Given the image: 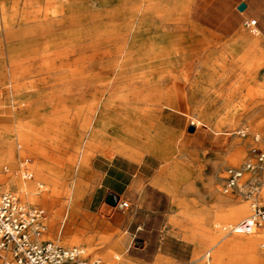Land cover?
Masks as SVG:
<instances>
[{
	"label": "rangeland",
	"instance_id": "obj_1",
	"mask_svg": "<svg viewBox=\"0 0 264 264\" xmlns=\"http://www.w3.org/2000/svg\"><path fill=\"white\" fill-rule=\"evenodd\" d=\"M169 1L180 2V9H172ZM185 1L0 0V71L18 72L20 92L32 95L30 101L12 103L8 100L10 92L0 85V139L4 141L0 153L11 147L17 164L14 171L0 169V190L18 196L13 174L19 180H33L37 189L42 190L45 195H40L37 202L18 198L45 210L47 227L43 239H57L62 245L82 248L83 258L99 259L100 264H106L104 254L117 249L126 256L122 237L131 246H139L136 240H131L127 224L141 205L128 198H121L128 201L127 207L107 203L98 187V174L92 171L96 156L109 158L115 154L105 146L107 143L95 144L81 157L80 182L76 179L75 194L79 187L80 193L74 196L68 173L70 167L76 166L84 130L72 118V111L81 96L84 106L97 103L104 112L107 140L110 132L107 124L116 114L124 113L117 97L134 96L133 102L153 88L163 91V97L173 107H177V97L181 98L185 123L180 130L164 126L159 133L151 131L160 155H154L160 163L157 177L164 186L168 204L163 208L165 219L155 259L138 263L127 258L135 264H153L155 260L159 264H264L250 258L264 260L259 244L252 251H246L244 246L228 251L215 249L209 245L213 234L207 238L200 229L190 230V218L197 212L205 216L209 226L220 229L223 239L233 237L237 243L246 242V235L235 236L221 225L214 226L213 216L228 206L244 203L248 208L249 202H264L260 193L245 197L239 191L227 195L221 191L225 168L246 159L252 135L258 134L264 143V61H248L241 72L229 53L224 54V61L216 57L221 48L211 41L212 35L231 40L244 29L246 40L240 47L245 48L251 40L264 54V39L250 31L251 23L231 36L204 28L191 19L190 7L187 11L182 9ZM175 17L177 25L173 24ZM143 18L147 28L137 38L144 51L132 57L129 68L119 67L118 72L132 29ZM150 22L175 28L181 41L190 30L192 48L176 47L177 56L190 55L186 67L167 64L163 52L157 55L161 45L153 39L157 34L155 23ZM160 69L162 72L153 73L154 78H159L157 81L116 88V76H144L149 70ZM14 82L15 76L10 89ZM172 87L175 92L170 90ZM136 103L157 105L151 96ZM164 107L168 105L160 101L148 111L151 129L160 130L158 123L162 112L167 110ZM189 125L194 126L193 131L187 130ZM249 213L250 208L246 215L228 216L220 224L237 222ZM171 216H175L176 222L168 220Z\"/></svg>",
	"mask_w": 264,
	"mask_h": 264
},
{
	"label": "crops",
	"instance_id": "obj_2",
	"mask_svg": "<svg viewBox=\"0 0 264 264\" xmlns=\"http://www.w3.org/2000/svg\"><path fill=\"white\" fill-rule=\"evenodd\" d=\"M241 4L242 7H239ZM184 6L185 11L190 7L189 14L195 23L221 36H231L240 28L245 27L247 23H250V20H254V23H251L250 31L257 37L264 39V0H186ZM4 8L6 10V5ZM245 38L244 29H240L231 40H221L212 35L211 41L218 45V48H221L216 57L224 61L226 59L224 54L229 53L232 59L239 64L238 70L241 72L248 61L254 59L264 61V54L259 52L258 47L251 40L247 41L245 48L240 47L245 43ZM183 55L177 56V53H174L173 65L180 66ZM210 56L212 58L213 55L210 54ZM216 57L215 59H217ZM189 59L190 55L187 61ZM206 60L208 58L205 59V62ZM253 65L256 64L252 63ZM183 67H186V63L183 64ZM12 73L0 71V85L6 92H10L8 99L10 102H12L10 89ZM14 73L18 83L19 74L18 72ZM173 89L175 92L174 87L170 90L173 91ZM180 100L181 98L177 97V107H164L167 110L162 112L160 123H158L160 132L164 126L176 130H180L184 126L185 117L181 111ZM190 123L194 124L192 120ZM156 131L159 133L158 130ZM151 140L154 141L155 151H141V148L136 146L135 148L139 153L137 159H132L117 151L115 146L105 144L115 154L109 158L96 156L92 163V171L98 174V187L103 192L102 199H105L107 194L114 193L120 200L121 198H128L130 201L139 202L141 205L138 212L133 213L127 224L131 240H136L139 246H131L130 241L125 239L126 237L120 238L126 244V257L135 259L138 263H150L155 259L160 246L161 230L165 219L163 208L168 204L163 190L164 186L160 184V179L157 177V169L160 163L154 155L160 156L158 145L154 139ZM95 144L101 143H93L87 148L85 154ZM79 176L80 163L78 164V183L80 182ZM79 193L80 187L75 197ZM121 215L124 217L123 213ZM170 219L176 222L175 216L168 218V220ZM165 252L167 251L165 250Z\"/></svg>",
	"mask_w": 264,
	"mask_h": 264
},
{
	"label": "bare ground",
	"instance_id": "obj_3",
	"mask_svg": "<svg viewBox=\"0 0 264 264\" xmlns=\"http://www.w3.org/2000/svg\"><path fill=\"white\" fill-rule=\"evenodd\" d=\"M169 2H170L169 6L172 9L174 10L180 9L178 8V4H180V2L178 1H169ZM182 9L184 8L182 7ZM45 14H48V10H45ZM176 20H177L176 17L173 18L174 25L178 24ZM144 21H145L144 18L140 19L138 24L134 26V28L132 29L130 41L128 43V48L126 52L124 53L122 60L119 62L117 66L118 72H121V69H119V67L129 68V66H131L132 64V57L135 54H138L144 51L143 48L141 47L142 46L141 40L137 38V34L147 28V27L146 28L144 27L145 26ZM150 23L152 24L155 23L153 24V26L155 29V33L157 35L154 36L153 39L159 42V44L161 45V48H160L161 52L157 53V55H160V53L163 52L162 54L167 56V57H164V60H166L167 64L171 63L173 65V54L177 53V48H176L177 46L180 48L182 47L184 50L192 48L194 41H193V37L191 35L190 30L187 35V38H185L184 41H181L182 38H181L180 32L177 31L175 28L173 29L171 26L165 27L164 24H162V22H150ZM159 44H158V47L160 46ZM188 57L189 55L187 56L183 55L182 62H181L182 65L187 62ZM157 71L162 72L160 69V70H149L147 71L149 73L145 74L144 76L139 75V76H134V77H129V76L121 77L120 75V78L119 76H116V83H117L116 88L120 89L124 87H130L134 83L138 85H145L150 82L157 81L159 80V78L153 77V73L154 72L157 73ZM14 76L15 74L12 73V79ZM11 90H12L11 92L14 91L13 93H11L12 103H22V102L30 101L32 99V95L30 96V95H27L25 92H20L21 88L19 84L17 83V81L12 83ZM51 95H54V94L52 93ZM148 96H151L153 100L155 99V102L157 103V105L159 104L160 101H163L165 104L172 107L171 102L163 97L164 92L160 90H155L153 88L149 90L148 93L141 95V99L134 100L133 102L132 100L134 99V96H129L127 94L119 95L117 97L119 100L118 105L121 106L124 113L116 114L114 116V119L110 120L109 123L107 124V127L110 130L109 139L107 140L105 139L106 138L105 132L107 131L106 125L105 123H103V121L105 120L103 118L104 112L101 109V107L97 106V103H96V106L94 103L89 106L82 105L83 104L82 96H81V100L75 104V109L72 111V118L75 119L77 122H79V125L81 124L80 126L83 127L84 139L81 142V146L78 147L77 158L75 161L76 166L74 167L75 169L73 167H70L69 173H68L69 179L71 180L72 189L74 190V196H75V190H76V179L78 175V164L80 163L81 157L85 154L87 147L89 145H92L93 143H98V142L107 143L109 145L115 146L117 151L129 156L132 159H137L139 156V153L137 149L135 148L136 146L140 147L141 151H148V152L155 151L156 148L153 143L154 141L151 140V135H150V131L153 130L151 129L152 123L147 120V115H148V111L150 110V108L154 106L156 108L157 105L146 106V105H141V104L136 103L137 101H139V103L143 102V100L145 101V98ZM98 103H100V105L103 104L100 100ZM64 116H65V113L63 112V117ZM55 124L58 125V123H55ZM155 130L160 131L159 129H155ZM3 144H4V141L0 139V149L2 148ZM7 148L8 149L4 152V154L0 153V169L2 170L8 169V170L14 171L17 165L16 160L14 159V152L11 147H7ZM48 169L50 171V168ZM52 171L51 173H53L54 175V172ZM12 178L15 183L14 185L17 188V194L20 198H22V200L28 201V202H37L40 200V195H45L42 192V190L37 189L33 180H30V181L29 180L27 181L19 180L15 174H13ZM73 190H72V196H73ZM110 194L113 200H117L113 206L119 205L122 200H120L114 193H110ZM260 195L264 197V187L261 188ZM249 208H250V202L248 203V208L246 207V204L244 203H240L234 206H228L222 211H220L218 215L213 216L214 217L213 224L214 226L221 225L222 227L223 225L220 224V222L224 218L228 216L233 218V217H238L240 215H246L247 211H249ZM65 218H66V213L63 218L64 222H65ZM190 219H191V225H190L191 231L194 230L198 232L199 231L198 229H200L201 231L200 233L205 235L207 238H211V234H213L212 238L210 239L211 242L209 243V245L217 247L215 249L220 248V249H226L228 251V250H232L236 248H242V246H244L245 247L244 249L246 251H252L254 250V247L256 246V244H259L261 237L264 236L262 235V231H264V228L255 230L253 233H250V234L233 232L235 236L236 235H242V236L246 235V237L248 238L246 242L237 243V241H234L233 237L226 239V240L223 239V236H220V229L209 226V224L206 223L205 216H200V213H197V212L193 213ZM62 228H63V225H62ZM62 228H61V231H62ZM217 242H222V243L220 245H217ZM102 258L106 264H135L131 262L125 255H123V253H121L118 249L114 253L104 254ZM250 258L254 259L257 262L264 263V260L259 259L256 256H250ZM153 264H159V263L157 262V260H155Z\"/></svg>",
	"mask_w": 264,
	"mask_h": 264
},
{
	"label": "built area",
	"instance_id": "obj_4",
	"mask_svg": "<svg viewBox=\"0 0 264 264\" xmlns=\"http://www.w3.org/2000/svg\"><path fill=\"white\" fill-rule=\"evenodd\" d=\"M262 185L264 143L258 134H253L246 159L225 168L221 191L225 195L239 191L245 197H256ZM120 205L127 207L128 201L122 200ZM44 218L43 208L25 204L15 193L0 190V264H100L99 259L83 258L82 248L62 245L57 239H43L47 227ZM222 228L246 234L264 228V202L252 201L247 216ZM259 247L264 251V236Z\"/></svg>",
	"mask_w": 264,
	"mask_h": 264
},
{
	"label": "water",
	"instance_id": "obj_5",
	"mask_svg": "<svg viewBox=\"0 0 264 264\" xmlns=\"http://www.w3.org/2000/svg\"><path fill=\"white\" fill-rule=\"evenodd\" d=\"M239 7H242V4H241ZM187 130H188V131H193V130H194V126L189 125V126L187 127ZM105 201H106L107 203L111 204V205L115 204V200L112 199L110 193L107 194V196L105 197Z\"/></svg>",
	"mask_w": 264,
	"mask_h": 264
}]
</instances>
